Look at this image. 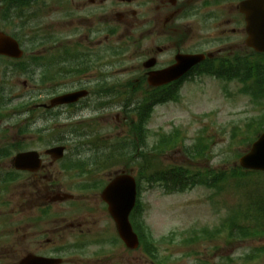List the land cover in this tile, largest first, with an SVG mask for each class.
<instances>
[{
  "label": "rangeland",
  "instance_id": "rangeland-1",
  "mask_svg": "<svg viewBox=\"0 0 264 264\" xmlns=\"http://www.w3.org/2000/svg\"><path fill=\"white\" fill-rule=\"evenodd\" d=\"M146 37L151 38L150 35ZM111 60L109 73L112 82L114 80H133L140 75L138 65L141 63V59L136 57L129 60V56H127L125 60H122L124 61L122 63L115 59ZM240 87L241 85L235 81L224 83L209 77L193 78L183 85L179 102L172 101L155 108L149 122V129L152 133H168L178 128L186 138L188 145H192L202 134L212 140L209 152L210 157L209 159L204 158V161L197 165L202 168L231 169L238 162L237 155L248 151V148L244 145L242 146L239 131L242 128L246 129L252 118L264 113V100H260L263 102L260 105L254 103L250 95L240 93ZM122 107L123 100H120V102H111L110 106L102 111L92 109L94 113L92 111L88 112L90 118L99 120L96 124L95 132L99 137L116 140L118 136L123 135L124 130L121 131L118 127H114L117 124L116 116L121 112ZM109 120L111 122L107 123ZM154 141L155 137L150 134L149 145H152ZM71 148H74V144L70 145ZM165 154L160 161V165L163 168L193 166L195 164L191 161L189 162L178 147L170 149ZM119 167L121 165L113 166L112 168L118 171L121 170ZM108 170H111V168ZM114 170L102 171L98 178L107 181ZM249 181H253L254 184L247 189H236L235 187L227 186L223 191H218L212 184H210L211 188L204 185H193L188 186L184 191L173 194H167L162 187L149 185L144 181L143 186L145 189L142 194V201L145 206L144 217L154 238L157 241H161L157 245L161 250V255L166 257L170 253L169 256H172L173 264H195L197 261L203 260L214 263L216 245H220L222 251L236 248V254H243L249 247L258 245L257 243H252L251 240L226 243L222 236L221 239H218L215 235L206 237V239L195 240L194 245L191 246L170 245L168 240L162 242L163 238L174 233L178 238L177 242L183 244L186 238L194 237L200 230L207 229L214 232L224 224L226 230L229 231L228 221L237 214V210L239 211L248 202L247 192L256 190L255 184L258 182L261 184V189L264 190V177L255 175L249 178ZM59 182H62L64 187L65 185L69 186L71 183L64 175L59 176ZM42 189H33V186L28 188V190L27 187L14 189L13 194H11L14 196L11 200L13 212L12 210L9 212V215L14 216V221H18L24 216L38 213L36 207L38 193L40 194V191H43L48 194V188L44 189L42 187ZM57 190L54 189L52 191L56 193ZM63 192L73 194L81 202L75 201L70 202L71 204L62 205L50 204L53 213L62 211V215H68L63 210L79 208L77 212L73 213L74 216H70L68 221L75 220L79 222L88 220L90 225L94 226V231L106 228L105 223L108 222L109 217L107 216L108 213L102 210L98 191H88L85 199L83 198L84 200L76 192ZM173 192L176 191L173 190ZM47 203L49 201L44 202V205ZM63 222L61 221V224L56 226L58 230L56 229L54 236L68 238L77 234H62L61 232H64ZM47 226L52 228L55 224H47ZM208 238L215 239L209 240ZM26 242H28V239L25 231L20 235L17 234L11 240L10 243L15 244V257H19L22 254L20 245H26ZM5 250L6 244L2 243L0 245V260L2 258V261L7 263V259L9 260L13 256H10L11 253H6ZM168 250L169 253H167ZM122 252L123 250H118L116 253ZM95 253L96 249H92L89 246L84 252H78L76 258L79 259V264H88ZM127 255L128 259H135V254L128 252ZM142 261L143 263L150 262L145 261V259H142Z\"/></svg>",
  "mask_w": 264,
  "mask_h": 264
},
{
  "label": "flooded vegetation",
  "instance_id": "flooded-vegetation-1",
  "mask_svg": "<svg viewBox=\"0 0 264 264\" xmlns=\"http://www.w3.org/2000/svg\"><path fill=\"white\" fill-rule=\"evenodd\" d=\"M125 7L135 6V10L125 8L128 16H122L120 19L125 21L128 27L140 28L143 22L150 19L152 40V56L155 58V69L162 70L175 62V56L183 53L187 49L188 53H208L211 38L206 29H216L224 33L226 42L230 41L237 49V33L244 29V16L239 12V3L242 0H119ZM73 16L70 20L71 27L76 30L80 27H87L92 32L97 26L98 32H105L107 24L110 22V0H73L71 3ZM87 10H95L90 15H81L79 13ZM129 12V13H128ZM88 14L87 12H85ZM138 17V18H137ZM136 19L135 22H132ZM244 25L239 26V22ZM109 37V34H108ZM233 38L235 39L233 43ZM56 47H62L63 43L59 40L55 42ZM193 46L192 50L190 48ZM177 50V54H175ZM190 51V52H189ZM170 55L169 60H162ZM174 59V60H173ZM22 62V72L20 68L18 72H14L15 64ZM78 58L73 57H53L45 56L39 65H32L31 62L17 60L7 56H0V144L12 145V149L16 145H30L31 142L38 144L63 141L70 142L74 140V135L69 134L68 129L77 128L80 123L90 125V121H86L84 110L92 100L85 98L77 104L63 106L56 109H44L39 120L33 121L34 130L32 131L30 119V96L31 90L42 97L43 102L40 105L50 101V96H59L81 89H87L93 83L90 81L93 77L89 72L81 69L82 73H78L80 67ZM19 67V66H18ZM86 69H89L87 67ZM79 75V76H78ZM21 79H24L21 82ZM32 79H41L39 85L32 83ZM78 79L82 80L79 84ZM23 85L24 94L28 101L19 107L13 103V99L5 98L8 91L16 89L17 85ZM98 92L106 90L105 87H98ZM90 91V89H87ZM105 96L106 94H102ZM16 96L15 94L11 95ZM17 110V111H16ZM78 114H74L75 111ZM46 118V120H42ZM42 120V121H41ZM81 120V121H79ZM40 121L42 123H40ZM54 123L56 128L55 135H51L50 127L47 126ZM49 134V135H47ZM49 138H47V137ZM56 139V140H55ZM29 149V148H28ZM43 163L46 165L44 169L37 173L29 171L22 174H14L12 182L6 190L1 191L6 207H12L11 200L14 198V189H23L25 187L33 189H54L63 187L62 183L47 185V182H58L59 177L55 174L62 173L57 167L58 162H54L49 157H43ZM62 168V167H61ZM62 171H65L62 168ZM79 172V171H78ZM4 186H0L3 188ZM53 188V189H50ZM43 190V189H42ZM51 196V195H50ZM47 197L45 192L38 193L36 207L38 213L36 215H28L20 218L21 226L18 228L20 235L25 231L28 242L22 247V254L25 256L44 257L47 260L60 259L58 264H79L76 258L78 252H84L87 244L96 245L94 241L98 236H103L101 231H93L94 226L89 221L81 223H73L68 220L54 221V227L47 226V220L42 210L45 209L44 202ZM44 201V202H43ZM13 212V209H12ZM9 213V212H8ZM64 221L62 234L82 235L90 237L93 234L91 242L82 240L81 245L75 235L71 237H57V225ZM14 216H0V238L6 244V253L14 256L16 250L14 245L10 243L14 239ZM96 224V223H95ZM51 225V224H50ZM49 228V229H48ZM60 232V231H59ZM2 242V240H1ZM54 258V259H53ZM141 262V259H140ZM141 264V263H140Z\"/></svg>",
  "mask_w": 264,
  "mask_h": 264
},
{
  "label": "trees",
  "instance_id": "trees-1",
  "mask_svg": "<svg viewBox=\"0 0 264 264\" xmlns=\"http://www.w3.org/2000/svg\"><path fill=\"white\" fill-rule=\"evenodd\" d=\"M257 65H259V63H257ZM249 77V70L245 69L242 72H240V76H238L237 78H241L242 81L246 82L248 80ZM256 77V84H262L264 81V76H254ZM245 89L248 90V86H245ZM253 98L256 97L255 94H251ZM258 96V95H257ZM259 127L258 128H264V125L262 122H259ZM180 139V138H179ZM162 144L164 146L168 145V146H176L178 145V137H172L171 139H165ZM203 146L205 147H201L199 150L197 151H190L191 149H185L186 152L190 151V155L192 156V159H197L198 157L202 156L204 151L205 153L207 152L208 148V144L205 145L203 144ZM184 148H186V145L184 144ZM156 152L154 151L153 155H155ZM144 162L141 164V166L143 165L142 171L144 173V178H147L149 181V184L152 183H158V182H163V180H165V185H169L167 187V189L171 190H175V191H181L186 189L188 186L191 185H196V184H205L207 186H211L210 182H212L213 186H215L216 188H219L221 186H225L226 183L229 182V180L231 178H233V176H242V174H245L244 172H242L241 170H232V171H218V172H214V171H208V172H201V171H197V170H193L192 168H182V167H175L173 169H171L169 172H160V171H152L153 169H157V166L154 167V164L156 162H154L153 158H150L148 156V159L146 158V156H144ZM166 173H168L169 175H166ZM207 173V174H206ZM204 175H209L208 181H202ZM241 178V177H240ZM232 180V179H231ZM256 214H260L262 216H264V212H256Z\"/></svg>",
  "mask_w": 264,
  "mask_h": 264
},
{
  "label": "water",
  "instance_id": "water-1",
  "mask_svg": "<svg viewBox=\"0 0 264 264\" xmlns=\"http://www.w3.org/2000/svg\"><path fill=\"white\" fill-rule=\"evenodd\" d=\"M255 27L256 23H254V30L249 32L251 35L249 44L256 50L264 52V31L255 30ZM241 165L245 168L264 170V135L254 144L251 152L241 159ZM135 191L134 180L126 176L118 178L103 194V198L110 205L120 232L127 240L132 238L128 216L135 203Z\"/></svg>",
  "mask_w": 264,
  "mask_h": 264
}]
</instances>
